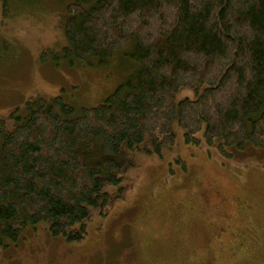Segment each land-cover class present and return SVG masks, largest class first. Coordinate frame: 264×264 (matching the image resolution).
Listing matches in <instances>:
<instances>
[{
	"label": "trees",
	"instance_id": "trees-1",
	"mask_svg": "<svg viewBox=\"0 0 264 264\" xmlns=\"http://www.w3.org/2000/svg\"><path fill=\"white\" fill-rule=\"evenodd\" d=\"M11 1L3 0L6 17ZM65 7L69 57L107 66L119 54L137 66L99 105L77 112L61 95L37 96L25 111L0 114V252L43 222L54 236L82 241L92 210L106 212L124 150L161 155L175 141L174 122L186 142L228 157L264 148V0Z\"/></svg>",
	"mask_w": 264,
	"mask_h": 264
},
{
	"label": "rangeland",
	"instance_id": "rangeland-1",
	"mask_svg": "<svg viewBox=\"0 0 264 264\" xmlns=\"http://www.w3.org/2000/svg\"><path fill=\"white\" fill-rule=\"evenodd\" d=\"M66 3L12 0L6 17L0 0V114L57 95L79 112L103 103L136 68L124 52L107 66L69 57ZM171 129L175 141L161 155L124 150L106 212L92 210L82 241L31 225L1 250L0 264H264V148L228 157L186 142L176 122Z\"/></svg>",
	"mask_w": 264,
	"mask_h": 264
}]
</instances>
